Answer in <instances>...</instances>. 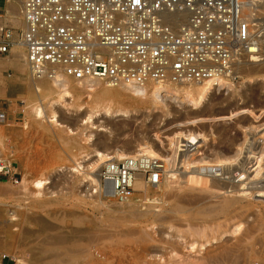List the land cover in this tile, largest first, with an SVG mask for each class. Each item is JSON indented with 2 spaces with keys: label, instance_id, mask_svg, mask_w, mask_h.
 <instances>
[{
  "label": "rangeland",
  "instance_id": "obj_1",
  "mask_svg": "<svg viewBox=\"0 0 264 264\" xmlns=\"http://www.w3.org/2000/svg\"><path fill=\"white\" fill-rule=\"evenodd\" d=\"M11 1L5 0L4 7ZM22 1H16L18 7ZM262 1L263 6L254 9L261 22V51L247 59L249 64L256 60L259 67L252 66L260 70L240 72L241 78L225 81L208 101L182 99L179 84L153 83L148 94L136 96L107 83L78 91L76 81L71 95L60 100L44 86H29V71L16 68L17 47L0 54V108L9 117L0 124V260L7 264H198L232 250L230 260H237L235 264H264V155L257 162L264 144ZM250 2L244 0L246 12L252 8ZM8 11L6 21L20 30V16L15 21L10 7ZM37 106L43 107L44 116L36 114ZM89 114L90 121L85 118ZM194 132L202 139L194 152L188 151L193 155L186 167L175 151L186 148L180 144L181 134ZM96 149L110 155L142 149L169 156L164 163L167 168L173 165L176 175L147 190L135 189L129 201L118 202L104 195L103 185L89 179L108 161L125 157L101 160ZM39 179L46 182L41 190L34 184ZM212 179L227 182L228 187L208 185ZM194 180L203 182L204 188H192ZM231 189L241 194L235 197ZM225 198L233 200L229 211L221 212Z\"/></svg>",
  "mask_w": 264,
  "mask_h": 264
},
{
  "label": "built area",
  "instance_id": "obj_2",
  "mask_svg": "<svg viewBox=\"0 0 264 264\" xmlns=\"http://www.w3.org/2000/svg\"><path fill=\"white\" fill-rule=\"evenodd\" d=\"M243 3L23 0L25 27L0 26V54L20 43L34 78L63 70L76 80L98 78L109 85L237 81L244 61L261 51ZM8 119L0 108V124ZM138 172L149 185L158 184L163 161L146 154L108 161L101 173L104 195L129 201Z\"/></svg>",
  "mask_w": 264,
  "mask_h": 264
},
{
  "label": "bare ground",
  "instance_id": "obj_3",
  "mask_svg": "<svg viewBox=\"0 0 264 264\" xmlns=\"http://www.w3.org/2000/svg\"><path fill=\"white\" fill-rule=\"evenodd\" d=\"M16 1H20V0H12L11 2L12 3H8L9 5L6 7V10H5V14L3 15V16H0V26H2L3 24H9V18H10V16H8V14H10V12L8 11V8L10 7V9H11V11H12V14L13 15H15V16H13L14 17V19H15V21H18L17 20V17L18 16H20V18H21V20H20V25H21V27L22 28H24L25 27V24H24V21L22 20V15H21V8H22V4H21V6L20 7H18L17 6V2ZM249 1L250 0H248V4H249ZM23 2V1H22ZM262 0H251V2H250V4L252 3V8L249 10V12H246L245 10H247L248 8H247V4L246 5H244V3H243V17H244V19H246L249 23H250V26H251V35H252V38L253 39H255V40H257L260 44H261V46H262V39H261V37L262 36H260V31L262 30L261 28L259 29V27H260V24L259 23H261L260 21H259V19L260 18H258V17H255V12H254V9H255V7L257 8V6L258 7H262L263 6V4H262ZM17 3V4H16ZM261 9V8H260ZM253 15H252V14ZM260 14H261V12H260ZM11 15V14H10ZM254 16V17H253ZM6 20H8V21H6ZM13 20V19H12ZM262 26V25H261ZM263 27V26H262ZM264 30V29H263ZM262 32V31H261ZM262 34V33H261ZM14 47H17L16 48V52H15V54L13 55V56H16L14 59L16 60L15 61V64H16V68L17 69H19V71H21V72H24L25 71V69L26 70H28L29 71V69H28V64H27V61H26V53H25V50H24V47L20 44V43H18V44H15L14 45ZM253 57H255V56H253ZM261 59V58H260ZM258 60V59H257ZM262 63V62H261ZM2 65V61L0 60V66ZM252 65H258V62H256V60H255V62H252L251 61V63L249 64V62H247V60L246 61H244V63H243V66L241 67V69H240V72H244V71H246V72H248L249 71V73L251 72L252 73V71H254L255 69H254V67L252 66ZM260 65V64H259ZM259 65H258V67H259ZM262 65V64H261ZM263 66V65H262ZM261 66V67H262ZM248 67V68H247ZM260 70V69H259ZM259 70H255V71H259ZM30 73V72H29ZM255 73H257V72H255ZM31 75V74H30ZM246 75H248V74H246ZM32 76V75H31ZM46 82V83H43V82ZM73 81H76V83H77V87H76V90H81V89H93V90H95V88H97L98 86H101L102 84H104V83H106L105 81H103V80H101V79H98V78H85V79H82V80H76V79H73L72 77H70L69 75H67V74H65V72L63 71V70H58L57 72H56V74L54 75V76H51V78L49 77V76H47V75H43L42 77H40V78H34L33 76L30 78V83H28L29 84V86L31 87V88H34V87H40V86H44V88H45V90H50V91H52V94H53V92H54V94L56 93V96H57V98L58 99H64L65 97H68V96H70L71 95V89H72V87H73ZM226 81V80H225ZM225 81H221V82H219V83H217V84H214V83H211V82H208V83H203V84H199V83H178L179 85H181V87H179L178 88V95L180 96V97H182V99H201V101H208L211 97H212V95L215 93V92H217L220 88H222V85H223V83H225ZM108 84V83H107ZM151 84H153V83H148V84H146V85H144V86H140V85H136V84H133V83H127V82H124V83H120V84H118V85H112V86H117V87H119V89L121 88L123 91H125V92H127L128 94L130 93V94H133V95H136V96H145L146 94H148V92H149V88H150V85ZM230 84H232V83H230ZM100 89V88H99ZM160 90L159 91H162V87H160L159 88ZM38 90V89H37ZM97 90V89H96ZM102 91H103V89H102ZM57 99V100H58ZM63 101V100H62ZM59 104V103H58ZM43 108V107H42ZM42 108L41 107H39V106H37V107H35L34 109H35V112H36V114H41L42 115V113H43V110H42ZM45 111V110H44ZM45 113V112H44ZM43 113V114H44ZM46 114V113H45ZM51 114H52V111H51ZM92 114V113H91ZM42 116H44V115H42ZM54 119H55V121L57 120V114H56V112H54L53 111V114L51 115ZM50 116V118H52ZM86 116V115H85ZM41 117V116H40ZM84 117V116H83ZM85 118H87L88 119V121H90V119L92 118L91 116H90V114L88 115V117H85ZM53 119V120H54ZM86 119V120H87ZM85 120V121H86ZM51 121H52V119H51ZM54 121V122H55ZM58 121V120H57ZM181 135H183V139L180 141V144L182 145V146H184V147H186L185 149H183V150H181V149H178V151L176 150L175 151V154H178L179 155V157H181L180 159H182V163L183 164H185L184 166H188V165H190L191 164V162H192V160H191V156L193 155L192 153H188V151H193L194 152V150H195V146L201 141V139L202 138H200L199 136H202L201 134H199V133H196V132H194V134H193V136H192V133H187V134H185V133H182ZM203 137H205V135L203 136ZM255 141H258V140H255ZM180 145V146H181ZM251 147V146H250ZM253 148V147H252ZM254 150H252V153H254L253 152ZM239 152V151H238ZM257 152V151H256ZM146 154V155H149V156H151V157H155V156H157V157H159L160 159H162V161H163V172H162V175H161V178H160V181H161V179H166L168 176L169 177H172V176H170V174L171 175H176V174H174V173H172V171L174 172L175 171V169H174V166L172 165L171 167L169 166L168 168L166 167V164L164 163V161H167L168 162V160H169V156H167V157H165V156H161V155H159V154H157V153H155V152H152V151H148V152H144V151H142V149H138L137 151L136 150H134V152L133 151H131V153L129 152H124V151H116L115 152V155H110L108 152H103V151H100V150H97L96 149V155L97 156H99L100 158H101V160H106V159H110V158H113V157H115V158H127V157H135V156H137V155H139V154ZM237 153V152H236ZM236 153L234 154V156L236 155ZM258 153V154H257ZM256 154H257V162L260 160V159H263V155H264V144L262 145V147H261V149H259V151L257 152ZM259 153H260V155H259ZM238 155H239V153H237ZM221 156H222V154H221ZM232 156V155H231ZM237 156V155H236ZM157 157H155V158H157ZM225 158H226V156H224ZM223 157V158H224ZM230 157V156H229ZM219 159V161H220V159L221 158H218ZM228 158H226V160H227ZM233 159V158H232ZM236 159V158H235ZM223 160H225V159H223ZM229 160H231V159H228V161ZM222 162H224V161H222ZM173 163V162H172ZM179 163V162H178ZM177 163V164H178ZM174 164V163H173ZM183 166V167H184ZM206 167H207V165H206ZM221 167V166H220ZM223 167V166H222ZM170 168V169H169ZM242 168V167H241ZM1 169H3V166H2V164H1V159H0V170ZM174 169V170H173ZM178 169V168H177ZM218 169V168H217ZM179 171V170H178ZM216 171H218V170H216ZM171 172V173H170ZM101 173H102V171L101 170H97V171H95L94 173H93V176L92 177H90V179H89V181L91 182V183H93V184H95V185H97V186H100L101 187V185H102V180H101ZM175 173H176V171H175ZM178 173V172H177ZM224 174V173H223ZM178 175V174H177ZM172 178H174V177H172ZM201 179V178H200ZM188 180V179H187ZM213 180V181H212ZM212 180H209V181H207V182H209L208 183V185L209 184H216V185H218L219 186V188H221V187H228L227 185H228V183L226 182H220V181H217L216 179L214 180V179H212ZM172 181H175V179L173 180L172 179ZM168 182H170V180H168ZM21 183V182H20ZM46 182L44 181V180H41V179H39V180H36L35 182H34V184H35V186H37V187H39L40 188V190L42 189V187L44 186V184H45ZM174 183V182H173ZM190 183V182H189ZM188 183V184H189ZM191 183H192V188H197V187H195V186H200L201 188L205 185H201V184H203V182L201 183V184H198V182H195V180L192 182L191 181ZM172 184V183H171ZM184 184V183H183ZM212 184H211V186H212ZM22 185H23V187L26 185V182L24 183V182H22ZM184 185H187V183H185ZM191 185V184H190ZM151 187L153 186V185H150ZM149 186V184L147 183V181H146V179H145V173H143V172H138V174L136 175V180H135V183H134V187H135V189L137 190V189H141V190H147L148 189V187H150ZM154 186H155V184H154ZM178 186V185H177ZM188 186V185H187ZM213 186H215V185H213ZM221 186V187H220ZM150 187V188H151ZM181 187V186H180ZM38 188V189H39ZM44 188V187H43ZM174 188V187H173ZM183 188V187H182ZM204 188V187H203ZM217 188V187H216ZM197 189H199V188H197ZM202 190V189H201ZM149 191V190H148ZM203 191V190H202ZM217 191H219L218 190V188H217ZM145 192V191H144ZM229 192H233V194L235 193L236 194V196L235 195H233V196H235V197H237L238 195H240L241 194V191L240 190H238V189H231ZM216 193V192H215ZM232 196V197H233ZM211 197H212V195H211ZM230 197V196H229ZM234 197V198H235ZM221 200V199H220ZM232 200H233V198H225V202H224V204L222 205V207L220 206V210L221 209H225V210H227L226 212H228L229 210H228V207H229V203H231L232 202ZM200 201V200H199ZM220 204V203H219ZM218 204V205H219ZM208 206V205H207ZM177 208H178V205H177ZM218 208V207H217ZM227 208V209H226ZM219 210V211H220ZM224 211V210H223ZM157 212V211H156ZM204 212V211H203ZM221 212H222V210H221ZM225 212V211H224ZM209 213V212H208ZM159 214V213H158ZM211 214V213H210ZM222 215V214H221ZM207 216V215H206ZM219 216V215H218ZM208 217V216H207ZM215 220H217V219H215ZM208 221V220H207ZM219 224H220V222H219ZM222 224V223H221ZM214 225V224H213ZM207 226V225H206ZM209 226V225H208ZM225 226H226V223H225ZM228 226V225H227ZM226 226V227H227ZM212 227V226H211ZM216 227V226H215ZM220 227V226H219ZM223 227V226H222ZM197 228V227H196ZM194 229V231L196 232V233H198V234H200V232H197V230L198 229ZM201 228V227H200ZM207 228V227H206ZM209 228V227H208ZM221 229H223V228H221ZM204 230H205V227H204ZM213 230V229H212ZM211 230V231H212ZM214 230H216V229H214ZM192 231V230H191ZM207 232V231H206ZM209 232V231H208ZM207 232V234H210L211 235V233H208ZM214 232V231H213ZM216 232V231H215ZM192 234V233H191ZM194 234V233H193ZM197 235V234H196ZM201 235V234H200ZM206 234L204 233V234H202V237L203 236H205ZM198 237H201V236H199V235H197ZM207 236V235H206ZM245 236H247V235H245ZM244 237V236H243ZM204 238V237H203ZM209 238V237H208ZM200 240V239H199ZM205 240V239H204ZM239 241H240V239H238ZM241 240H243L242 238H241ZM246 240V239H245ZM245 240L243 241V242H245ZM197 242V241H196ZM195 242V243H196ZM222 243V242H221ZM246 243V242H245ZM236 244V243H235ZM239 244H241V243H238V245L237 246H240ZM244 244V243H243ZM193 246V245H192ZM228 246V245H227ZM232 246V245H231ZM236 246V245H235ZM241 246H243V245H241ZM240 246V247H241ZM234 248V247H233ZM232 248V249H233ZM236 248V247H235ZM235 248H234V250H235ZM239 248V247H238ZM209 249V248H208ZM211 249H213V248H211ZM229 249V248H228ZM231 249V248H230ZM229 249V250H230ZM240 249V248H239ZM226 250V249H225ZM238 250V249H237ZM231 251V252H230ZM230 251H228L227 250V253H221V255H219V254H217V256H215V254H214V256H213V258L211 257V259L208 261V259L206 260L207 262H205V260H203L202 259V262H205V264L207 263V264H235L236 262H237V260L236 259H234V260H236L235 262H232L231 260H232V258H230L231 257V255L233 254V252H232V250H230ZM223 252H225V251H223ZM237 252V251H236ZM235 252V253H236ZM245 252V251H244ZM247 252V251H246ZM250 252L251 251H249V254H250ZM231 253V254H230ZM240 253V252H239ZM238 253V257H239V254ZM242 253V252H241ZM252 253V252H251ZM243 254V253H242ZM241 254V255H242ZM247 254V253H246ZM263 254V253H262ZM219 255V256H218ZM201 256V255H200ZM236 256H237V254H236ZM247 256H248V254H247ZM244 257V256H243ZM195 258V257H194ZM198 258V257H197ZM200 258V257H199ZM234 258H235V254H234ZM239 258H241V256L239 257ZM238 258V259H239ZM249 258V257H248ZM247 257H246V259H248ZM252 258V257H251ZM261 258H263V256L261 257ZM201 259V258H200ZM231 259V260H230ZM242 259V258H241ZM192 260V259H191ZM199 260V259H198ZM197 260V261H198ZM260 260V259H259ZM263 260H264V258H263ZM195 262H196V259L194 260ZM194 261H192V262H194ZM201 260H199L198 261V264H200V263H202V262H200ZM240 261V260H239ZM238 261V262H239ZM248 261V260H247ZM251 261H253V259L252 260H250V262ZM258 261V260H257ZM187 262V261H186ZM194 262V263H195ZM200 262V263H199ZM256 262V261H255ZM261 262V261H260ZM191 263V262H190ZM197 263V262H196ZM195 263V264H196ZM240 263V262H239ZM241 263H242V261H241ZM240 263V264H241ZM188 264V263H187ZM202 264H204V263H202ZM255 264V263H254ZM258 264V263H257ZM261 264H263L262 262H261Z\"/></svg>",
  "mask_w": 264,
  "mask_h": 264
},
{
  "label": "crops",
  "instance_id": "obj_4",
  "mask_svg": "<svg viewBox=\"0 0 264 264\" xmlns=\"http://www.w3.org/2000/svg\"><path fill=\"white\" fill-rule=\"evenodd\" d=\"M8 4V3H7ZM6 5L5 0H0V10H6V7H4ZM9 5V4H8ZM7 5V6H8ZM0 16H3L0 14ZM0 264H7L6 262H4L3 260H0Z\"/></svg>",
  "mask_w": 264,
  "mask_h": 264
}]
</instances>
